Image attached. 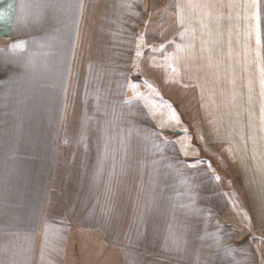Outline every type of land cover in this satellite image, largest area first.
I'll list each match as a JSON object with an SVG mask.
<instances>
[{"label": "crops", "instance_id": "obj_1", "mask_svg": "<svg viewBox=\"0 0 264 264\" xmlns=\"http://www.w3.org/2000/svg\"><path fill=\"white\" fill-rule=\"evenodd\" d=\"M260 3L193 0L188 120L142 79L165 0H0V264H264Z\"/></svg>", "mask_w": 264, "mask_h": 264}, {"label": "rangeland", "instance_id": "obj_2", "mask_svg": "<svg viewBox=\"0 0 264 264\" xmlns=\"http://www.w3.org/2000/svg\"><path fill=\"white\" fill-rule=\"evenodd\" d=\"M165 10L164 14H155L148 13L142 14L143 25H148V33L150 36V45L151 51L157 55L159 50L162 53L164 51V60L161 62L162 58H159V68L158 71V61L150 62L149 67H146L143 80L150 82L151 86L155 89L163 91L162 94H157L163 98L165 104L173 108H179L183 112L182 119L187 118L188 120L191 117V109H193V0H165ZM221 4V0H218ZM228 1V0H227ZM248 2V0H245ZM243 4H245L243 2ZM257 6V0H256ZM260 21H261V52L260 61V83H258V76L254 79V84H256V90L252 95L248 94L243 86V91L246 96L243 99V104H249L252 109V114L255 118V115L259 116L264 125V0H261L260 3ZM146 27V26H145ZM159 27V28H157ZM164 27V28H162ZM162 28V29H161ZM146 30V29H145ZM153 37L157 40L159 38V45L157 41H154ZM163 39V41H162ZM149 45V46H150ZM147 63L144 62V67ZM258 73L257 69V60H256V74ZM159 74V76H158ZM253 74V71H252ZM139 77H135V81L140 80ZM118 84L122 85V82ZM260 93V95L258 94ZM5 95V94H4ZM6 96V95H5ZM253 103V104H252ZM2 106V103H0ZM258 106L261 108L258 109ZM260 114V115H259ZM22 118L25 117V114H21ZM18 122L17 113L13 110H0V137H15V135H20V127ZM184 122V121H183ZM118 127L119 137L125 136L124 132L125 125L120 124ZM177 126L173 131H166L165 134L169 137H178L180 132ZM183 127V126H181ZM154 129L153 126H151ZM139 131V130H138ZM175 131V132H174ZM252 131H257V127L253 128ZM130 134L139 136L137 132L132 131L127 132L126 135ZM158 135V133H157ZM125 136V137H127ZM140 137H144L140 135ZM159 137V136H157ZM251 138V137H249ZM193 143V142H192ZM163 142H155V146L150 148H163ZM165 148H170L168 144ZM176 148V147H174ZM234 176L231 175V178ZM233 184L237 185V178L232 179ZM238 189V187H237ZM236 195H240V190L233 189ZM231 199H234V196L230 194ZM237 211H230L229 217L234 222H237L238 217ZM246 219L249 220V211L246 210ZM234 216V217H233ZM242 216V214H241ZM246 220V225L248 221ZM237 224V223H236ZM241 224V223H240ZM239 229V227H236ZM221 256L220 254H218ZM217 260L219 261V257ZM214 261V259L212 258ZM231 260V259H230ZM235 261V259H232ZM135 264H140V262H135ZM168 264H175L169 262ZM177 264V263H176Z\"/></svg>", "mask_w": 264, "mask_h": 264}]
</instances>
